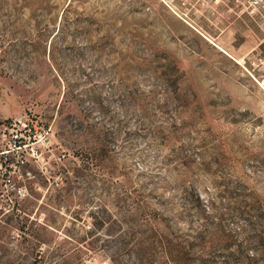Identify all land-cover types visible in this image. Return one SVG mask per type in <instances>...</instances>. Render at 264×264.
<instances>
[{
  "label": "rangeland",
  "instance_id": "rangeland-1",
  "mask_svg": "<svg viewBox=\"0 0 264 264\" xmlns=\"http://www.w3.org/2000/svg\"><path fill=\"white\" fill-rule=\"evenodd\" d=\"M26 114L47 173L0 176V264H264V0H0Z\"/></svg>",
  "mask_w": 264,
  "mask_h": 264
},
{
  "label": "built area",
  "instance_id": "built-area-1",
  "mask_svg": "<svg viewBox=\"0 0 264 264\" xmlns=\"http://www.w3.org/2000/svg\"><path fill=\"white\" fill-rule=\"evenodd\" d=\"M52 137V127H40L39 121L32 115L26 114L20 118L0 120V143L6 148L0 152V176L4 177L10 170H13V173L17 169L20 171L31 161L39 164L42 171L45 170L47 173L48 163L40 147L48 149ZM13 188L19 198L26 197V187L13 186Z\"/></svg>",
  "mask_w": 264,
  "mask_h": 264
},
{
  "label": "trees",
  "instance_id": "trees-1",
  "mask_svg": "<svg viewBox=\"0 0 264 264\" xmlns=\"http://www.w3.org/2000/svg\"><path fill=\"white\" fill-rule=\"evenodd\" d=\"M182 250H184V249H181L180 247H170V248L166 249L164 254L166 256L167 263L168 264H177L178 258L183 256V254H184V251H182Z\"/></svg>",
  "mask_w": 264,
  "mask_h": 264
}]
</instances>
